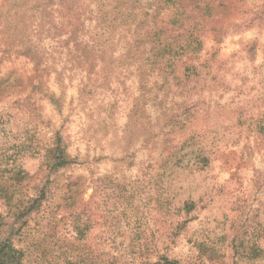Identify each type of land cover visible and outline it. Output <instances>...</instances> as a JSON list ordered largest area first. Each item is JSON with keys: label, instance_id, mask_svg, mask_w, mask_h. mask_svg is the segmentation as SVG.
Wrapping results in <instances>:
<instances>
[{"label": "rangeland", "instance_id": "rangeland-1", "mask_svg": "<svg viewBox=\"0 0 264 264\" xmlns=\"http://www.w3.org/2000/svg\"><path fill=\"white\" fill-rule=\"evenodd\" d=\"M99 1L111 11L112 0H78L86 24L81 34L101 58L85 93H79L80 70L93 65L92 52L91 62L80 46L71 52L65 34L36 35V55L23 52L33 44L28 40L21 53L3 52L0 43L6 79L0 186L14 188L12 176L26 172L29 181L15 194L27 198L45 177L41 157L56 130L76 159L55 176L51 199L21 236L24 263L140 264L164 255L196 264H264V0H217L210 18L192 16L188 22L202 40L191 61L195 72L187 70L168 91L158 76L140 86L134 65L118 58L126 0L120 15L103 13L101 29L89 13ZM34 60L43 71H34ZM178 72L185 75L183 66ZM41 73L48 89L63 97L61 107L32 88ZM183 99L195 104L194 118L181 133L165 136L162 106L175 112L172 104ZM192 133L193 145L211 158L197 171L188 155L181 159L186 147L167 159ZM184 201L191 211L182 210ZM8 208L0 198V214ZM77 213L78 222L90 225L81 239L72 229ZM254 244L262 248L257 256Z\"/></svg>", "mask_w": 264, "mask_h": 264}, {"label": "trees", "instance_id": "trees-1", "mask_svg": "<svg viewBox=\"0 0 264 264\" xmlns=\"http://www.w3.org/2000/svg\"><path fill=\"white\" fill-rule=\"evenodd\" d=\"M121 1L112 0L108 6L111 11L107 12L102 9L103 2L101 1L98 4L94 3L93 6L89 5L91 7L89 13L91 12L95 16L96 25L100 26L99 29L103 28V13L120 15ZM216 1L126 0V14L120 16L124 21L120 31L122 41L118 43V58L125 60V63L129 65H134L140 79V86L144 87L150 77L158 76L161 77L164 84H167L168 91L171 85L182 83V79L188 75L187 70L195 72L196 66L191 61L202 49V40L194 31L195 24H190L188 20L195 14L200 18L213 16L214 5L212 3ZM82 5L78 0H0V43L5 46L2 51L13 49V51L21 53V47H24L22 40H28L33 44L24 47L26 49L23 52L30 55V52L36 48V35L41 34L53 38L59 35L58 32L65 34V41L70 43L73 48L71 52L79 51L77 46H80L84 51V57H82L84 60L90 59L92 52L93 65L89 69L80 70L84 73L85 80L79 93H85L90 87L91 77L95 75L94 69L97 60L101 61V58L98 56L100 50L97 45L81 34V31L86 28L81 16ZM57 16L61 18L60 21L56 20ZM102 34L105 33L100 35ZM33 55H36L35 51H33ZM29 59L33 61L32 56ZM34 62L36 63L34 71H37V68L41 71L44 70V66L40 64L39 60H34ZM180 66H183L185 75L178 72ZM39 75L40 77L32 88L41 89L42 96L46 97L54 106L61 107L63 97L50 91L41 79L42 73ZM5 82L6 79L0 76V94L6 87ZM168 95V92L165 93V96ZM165 105L163 104L162 112L159 114L164 121L162 128L168 127L169 131L164 135L181 133L194 118L195 111H191V109L195 104H190L188 99H183L172 104L178 107L175 112H170V109L168 113ZM195 138L194 133L186 136L180 146L175 147V151L168 153V161L174 158L177 150L182 152L186 147L189 150L183 153L181 159L183 161V158L188 155L190 158H187L186 162L192 163L193 170L197 171L209 165L211 158L204 148L193 145H197L194 143ZM170 141L163 140L164 143ZM41 159L45 168V177L34 183L32 192L27 198L20 199L15 194L24 181H29V175L26 172L21 174L20 171H17L12 176L13 184L10 186H15L14 188L0 186V198L9 206L6 214H0V264H25L24 250L19 246L21 236L30 228L29 223L36 219V216L51 199L55 176L76 162L75 157L68 152V144L59 130L54 132L52 141L45 148ZM176 161L172 165L178 163ZM192 209L193 205L190 201L183 202L182 210L189 212ZM79 217V213L72 217V229L76 232V237L81 239L89 231L90 225L89 222H78ZM186 221L177 222V227H183ZM250 251L253 256H257L259 251L262 252V248L254 244ZM140 264L196 263L183 262L180 259L160 255L155 260H144Z\"/></svg>", "mask_w": 264, "mask_h": 264}]
</instances>
